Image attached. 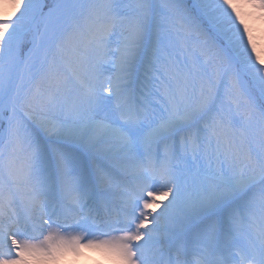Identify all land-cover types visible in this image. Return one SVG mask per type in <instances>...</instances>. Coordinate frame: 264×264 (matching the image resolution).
I'll list each match as a JSON object with an SVG mask.
<instances>
[{
    "label": "snow or ice",
    "instance_id": "6c2138e0",
    "mask_svg": "<svg viewBox=\"0 0 264 264\" xmlns=\"http://www.w3.org/2000/svg\"><path fill=\"white\" fill-rule=\"evenodd\" d=\"M257 14L264 0L0 4V264H264Z\"/></svg>",
    "mask_w": 264,
    "mask_h": 264
},
{
    "label": "bare ground",
    "instance_id": "6f19581e",
    "mask_svg": "<svg viewBox=\"0 0 264 264\" xmlns=\"http://www.w3.org/2000/svg\"><path fill=\"white\" fill-rule=\"evenodd\" d=\"M0 4H4L7 7V10H11V0H0ZM248 11H254L248 9ZM250 24L253 28V36L257 43L258 49L264 50V21L259 19L258 14L250 18ZM99 255L98 253L89 252L86 256L81 257L76 260L78 261L76 264H93L92 257ZM37 264H43V262H37ZM57 264H60L59 261ZM68 264H75L74 262H69ZM98 264H119V261L113 257H104L102 258Z\"/></svg>",
    "mask_w": 264,
    "mask_h": 264
},
{
    "label": "rangeland",
    "instance_id": "374dc122",
    "mask_svg": "<svg viewBox=\"0 0 264 264\" xmlns=\"http://www.w3.org/2000/svg\"><path fill=\"white\" fill-rule=\"evenodd\" d=\"M261 54L264 55V50H263V52L261 50ZM71 261L74 262L75 264L78 262L75 257H63L59 260V263L60 264H68Z\"/></svg>",
    "mask_w": 264,
    "mask_h": 264
}]
</instances>
